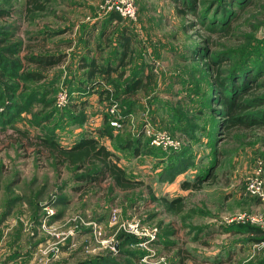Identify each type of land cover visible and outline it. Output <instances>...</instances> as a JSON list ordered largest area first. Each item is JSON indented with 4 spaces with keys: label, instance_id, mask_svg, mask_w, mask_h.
<instances>
[{
    "label": "rangeland",
    "instance_id": "374dc122",
    "mask_svg": "<svg viewBox=\"0 0 264 264\" xmlns=\"http://www.w3.org/2000/svg\"><path fill=\"white\" fill-rule=\"evenodd\" d=\"M101 1L49 0L45 10L27 15L25 0H0L9 11L0 16V264H249L264 247L246 241L238 226H259L248 216L264 217V198L245 187L257 159L264 160V0H136L135 18L116 24L101 15ZM96 25V38L99 28L111 31L101 56L115 61L125 52L126 65L117 67L123 76L114 70L111 77L125 88L124 79L152 73L147 89L114 101L81 90L86 79L78 58ZM42 53L60 59L42 69L27 58ZM215 66L230 83L249 81L243 99L257 106L247 109L253 122L246 127L226 126L213 97ZM32 71L43 77L28 76ZM106 112L123 119L112 125L114 134L141 136L138 154L120 151L127 175L141 182L132 190L107 181L84 187L72 167L58 175L53 158L18 131L66 146L101 126ZM150 130L171 132L180 145L153 146ZM102 140L112 146V139ZM195 179L201 188L181 189L183 180ZM176 197L178 212L168 204ZM79 218L99 222L102 235L95 238ZM43 222L83 228L73 241L57 242Z\"/></svg>",
    "mask_w": 264,
    "mask_h": 264
},
{
    "label": "trees",
    "instance_id": "16d2710c",
    "mask_svg": "<svg viewBox=\"0 0 264 264\" xmlns=\"http://www.w3.org/2000/svg\"><path fill=\"white\" fill-rule=\"evenodd\" d=\"M48 1L49 0H25V13L28 15L32 12L45 10ZM179 11L182 12L183 10L179 9ZM7 13H9V11L0 6V16L6 15ZM222 28L224 27L222 26ZM230 29L229 25L224 28L226 32H229ZM122 39H125V42H128L124 36L120 39L123 43ZM12 46L15 48V43H13ZM122 53L121 56L124 57L125 52L123 51ZM121 56V65H126V63L122 61ZM54 57L55 56L42 53L39 55L28 56L27 58L30 61H34L42 69H47L48 66L59 61L60 56ZM218 60L220 64L222 57H219ZM14 61L15 60H12L13 64H16ZM117 67L114 68L108 64H91L88 67V78H86V82H82V86L80 87L81 90L86 93L93 92L98 95L101 100L114 101L118 99V94L124 93L128 90L134 92L137 89H147L153 81L152 73H147L145 80H135L134 78L136 77L133 76L128 80L124 79L125 88L123 87V89L122 85L111 77L114 70L119 71ZM214 71L211 80L213 83L212 89L214 90L213 97L215 98V102L221 107L222 113L225 117L224 121L226 122V126L230 128L246 127L248 121L253 122L251 119L252 115L249 112H246L247 109L254 107V105L257 106L256 103L243 99L244 95H248L249 93L246 88L249 81L244 80V83L238 84L236 81L232 80L230 83L228 82V79H221V70L219 66H215ZM27 73H29L27 74L28 76H31L36 80L43 77V75L37 71ZM94 73H98L100 78L98 80H89L93 77ZM117 73L119 78L123 76L122 71ZM1 77L2 72H0V79ZM249 79H251L250 76ZM109 86H111V88ZM38 93L42 94L43 92ZM48 103V101H45V104ZM130 110L131 106L129 104L128 108L121 112L124 116L126 113H129ZM118 119L120 121L123 120L122 118H117L115 113L106 112L104 123L101 126L96 127L94 132L91 130H84L79 134L76 140L66 146L54 138L39 136L31 137L29 134H26L24 130L19 129L18 131L22 137L27 138V143L33 146L37 153H44L45 157L53 158L58 175L63 167H72L75 181H79L82 185H85L84 187L89 188L91 185H100L102 181H107L111 184V187L114 186L119 190L127 191L138 187L141 182L134 180L127 175L125 168L120 164V156L115 151L109 149V147L102 142L101 138L108 137L112 139V147L114 150H131L136 155L139 153L141 147V136L132 137L131 134L128 133L126 136L122 137L121 135L114 134V127L110 122ZM148 139H146L147 142ZM213 168L214 166L210 165V168L208 169L212 171L211 169ZM210 171H207L206 174L210 173ZM210 177L214 178V175H211ZM82 185L77 186V188L82 187ZM180 187L184 190L199 189L201 188V180L195 179V182L193 183L183 180L180 183ZM180 200L181 198L176 197L169 200L168 204L173 210L178 212L182 209ZM238 226L239 231L246 235V241L259 243L264 240V230L261 227L250 223H240ZM259 253L260 255L258 254L249 264H264V247ZM100 263H102L100 259H92L83 260L78 264Z\"/></svg>",
    "mask_w": 264,
    "mask_h": 264
},
{
    "label": "built area",
    "instance_id": "2783aa9c",
    "mask_svg": "<svg viewBox=\"0 0 264 264\" xmlns=\"http://www.w3.org/2000/svg\"><path fill=\"white\" fill-rule=\"evenodd\" d=\"M99 11L101 15L115 13L123 20H133L137 13L136 0H102L99 5ZM59 103H61V101ZM110 123L112 125H116L117 121L112 120ZM147 134L150 144L153 146L161 147L163 149H176L180 145L179 140L166 130H150ZM245 187L248 193L264 198V160L262 158L257 159L253 170L246 176ZM49 213L52 212L50 211ZM115 217L116 212L113 211L111 218L115 219ZM241 217L243 218V216ZM247 220L253 223H258L259 226L264 230L263 216L259 214H252L248 216ZM77 223L79 225H85L86 228H90L95 238H98L102 235V226L99 222L79 218ZM136 224L137 223L128 225L132 227L133 231L135 230L134 226ZM76 226L77 224L74 227L56 230V228L52 225L45 224V222L42 224V227H45V230L49 229V232L57 238V242L66 238L69 241H73L76 237L77 231L83 228L78 227V229H76ZM259 245H264V240L261 241ZM58 249L59 247L56 248L55 251ZM41 251L44 253L47 251V248L41 249ZM142 260L146 262V257H143Z\"/></svg>",
    "mask_w": 264,
    "mask_h": 264
},
{
    "label": "crops",
    "instance_id": "0c3cea01",
    "mask_svg": "<svg viewBox=\"0 0 264 264\" xmlns=\"http://www.w3.org/2000/svg\"><path fill=\"white\" fill-rule=\"evenodd\" d=\"M105 17L106 18H104L107 22H109V23H112V24H116L117 22H120L121 20H123V19H121L117 14H115V13H109V14H106L105 15ZM97 25L96 26H94V30H93V32H91V33H89L88 35H86L85 37H84V39H83V44H82V53L80 54V56H79V58H78V63H77V65H78V67H80L81 69H82V74L84 75L83 76V79H86V78H88V73H89V71H88V67L91 65V64H98V65H105V64H108V65H110L111 67H117L118 66V68H120V66H123V65H121V63H120V61H121V59L119 58L118 59V57L116 56V60L114 61L113 59H111V58H109V56H101V47H100V45H101V43H102V41H104V38L106 39V42H108V38H109V35H110V33H111V31H109V30H105V28H99L100 30H99V36H98V38H96L95 36H94V33H95V31L97 30ZM122 43V42H121ZM121 56V55H120ZM122 57V56H121ZM123 59H124V57H123ZM117 61H119L118 62V64H117ZM119 63H120V65H119ZM84 77H86V78H84ZM99 78L100 77V75L98 74V73H94V75H93V77L92 78H90L89 80H92V79H96V78ZM92 93V92H91ZM91 93H86V94H91ZM92 94H94V93H92ZM96 127H99V126H95L94 128H92L91 129V131L92 132H94L95 131V129H96ZM90 131V130H89ZM81 132H79L78 133V136H79V134H80ZM78 136H77V138H78ZM77 138H75L74 140H76ZM103 138H105V137H103ZM73 140V141H74ZM101 140H102V138H101ZM72 141V142H73ZM102 142H104L103 140H102ZM105 143V142H104ZM106 144V143H105ZM107 145V144H106ZM108 146V145H107ZM109 147V149H111V150H113V151H115L119 156L121 155V150H114L113 148H112V146L110 145V146H108ZM120 164L123 166V164L125 163V160L123 159V158H121L120 157ZM124 167V166H123ZM241 245H244V247L246 246V244H243L244 243V241L243 242H239ZM239 244V245H240ZM231 245V244H230ZM248 247H250L251 248V246L249 245ZM68 249H69V247H68ZM65 251V250H64ZM226 254L229 256V254H230V252H229V247H228V249H227V251H226ZM19 255H22V254H19ZM18 255V256H19ZM227 256V257H228ZM19 257H21V256H19ZM22 258V257H21ZM21 258H19V259H21ZM9 262H7V263H5V264H8ZM180 263H181V261H180Z\"/></svg>",
    "mask_w": 264,
    "mask_h": 264
}]
</instances>
